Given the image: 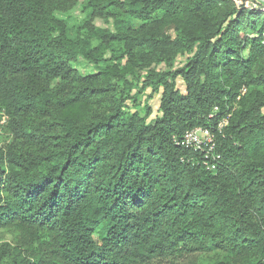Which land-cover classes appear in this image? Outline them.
Returning <instances> with one entry per match:
<instances>
[{
    "label": "trees",
    "instance_id": "16d2710c",
    "mask_svg": "<svg viewBox=\"0 0 264 264\" xmlns=\"http://www.w3.org/2000/svg\"><path fill=\"white\" fill-rule=\"evenodd\" d=\"M84 1L0 0V264H264V3Z\"/></svg>",
    "mask_w": 264,
    "mask_h": 264
},
{
    "label": "rangeland",
    "instance_id": "374dc122",
    "mask_svg": "<svg viewBox=\"0 0 264 264\" xmlns=\"http://www.w3.org/2000/svg\"><path fill=\"white\" fill-rule=\"evenodd\" d=\"M238 4L240 3V0H235ZM262 3H264V0H258ZM85 1L84 0H77V5L76 7L68 11V13L65 15V18L68 19V25H69V32L71 36L73 34L82 29L86 23L90 22V13L85 9ZM247 6L255 7V4L251 0H247ZM94 27L96 29H108L110 31L115 30V24L113 20H109L107 22L101 21V20H95L93 23ZM139 22L133 21V27L137 29L139 27ZM169 35L173 36L174 32L173 29L169 30ZM94 44H97L98 42L94 41ZM116 49L121 48L119 46H114ZM176 65L175 67L178 68L180 67L184 61L185 57L178 56L175 59ZM162 67H158L157 69H161ZM163 70V69H162ZM134 83V81H133ZM177 86L178 88L182 91L184 89L183 84L180 80L177 81ZM136 89H133L131 91L130 95L135 94ZM138 103H140V107L138 110H143L144 106H148L152 110V115L150 118H153L158 114V107H159V95H151L150 90H146L142 96L138 98ZM128 111H133V107L130 103H128L127 106ZM2 143L4 146H7L10 143V138L7 134L3 133L2 136ZM14 234L10 231L2 230L0 231V249L3 248L5 245L10 246L11 249L15 247L14 244ZM30 261L35 264L36 261H34L33 258L30 259ZM229 263V258L227 255L223 252H213V253H207V254H198V255H193L190 257L184 258L182 261H179L176 264H225ZM1 264H9L8 260H5ZM159 264H173V263H159ZM229 264H234V261H232Z\"/></svg>",
    "mask_w": 264,
    "mask_h": 264
},
{
    "label": "built area",
    "instance_id": "2783aa9c",
    "mask_svg": "<svg viewBox=\"0 0 264 264\" xmlns=\"http://www.w3.org/2000/svg\"><path fill=\"white\" fill-rule=\"evenodd\" d=\"M245 90H242V95ZM215 112L217 109L215 108ZM227 125V121L223 120L218 124L219 131L222 130ZM180 146L185 149H189L193 152H202L205 154V159L209 157H213L212 153L214 151V138L206 129L196 128L187 132L180 142H178ZM208 169L213 170L214 166H208Z\"/></svg>",
    "mask_w": 264,
    "mask_h": 264
}]
</instances>
